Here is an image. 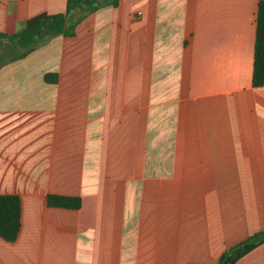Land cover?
<instances>
[{
	"label": "crops",
	"instance_id": "crops-1",
	"mask_svg": "<svg viewBox=\"0 0 264 264\" xmlns=\"http://www.w3.org/2000/svg\"><path fill=\"white\" fill-rule=\"evenodd\" d=\"M66 1L0 0V33ZM259 1L120 0L0 67V264H217L264 232Z\"/></svg>",
	"mask_w": 264,
	"mask_h": 264
},
{
	"label": "trees",
	"instance_id": "trees-1",
	"mask_svg": "<svg viewBox=\"0 0 264 264\" xmlns=\"http://www.w3.org/2000/svg\"><path fill=\"white\" fill-rule=\"evenodd\" d=\"M9 2L13 0H8ZM120 0H67L64 14H40L28 19L21 31L0 33V44L5 41L0 67L21 59L57 36L73 37L75 27L88 15L105 8H116ZM252 87H264V0L257 4L255 43L253 54ZM48 207L77 210L78 198L48 196ZM21 201L18 196H0V239L13 243L20 231ZM264 244V232L253 234L246 241L221 255L217 264H235Z\"/></svg>",
	"mask_w": 264,
	"mask_h": 264
},
{
	"label": "rangeland",
	"instance_id": "rangeland-1",
	"mask_svg": "<svg viewBox=\"0 0 264 264\" xmlns=\"http://www.w3.org/2000/svg\"><path fill=\"white\" fill-rule=\"evenodd\" d=\"M3 49H4L3 45H0V57H2L4 55Z\"/></svg>",
	"mask_w": 264,
	"mask_h": 264
}]
</instances>
